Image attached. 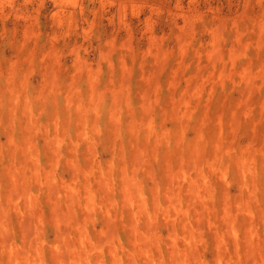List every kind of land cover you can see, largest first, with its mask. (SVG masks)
Instances as JSON below:
<instances>
[{
  "label": "rangeland",
  "instance_id": "1",
  "mask_svg": "<svg viewBox=\"0 0 264 264\" xmlns=\"http://www.w3.org/2000/svg\"><path fill=\"white\" fill-rule=\"evenodd\" d=\"M0 264H264V0H0Z\"/></svg>",
  "mask_w": 264,
  "mask_h": 264
}]
</instances>
